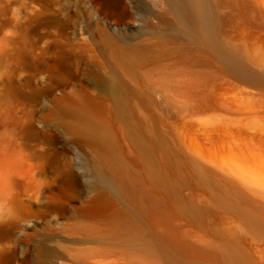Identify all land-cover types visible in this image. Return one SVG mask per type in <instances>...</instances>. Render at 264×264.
<instances>
[{"label": "rangeland", "instance_id": "rangeland-1", "mask_svg": "<svg viewBox=\"0 0 264 264\" xmlns=\"http://www.w3.org/2000/svg\"><path fill=\"white\" fill-rule=\"evenodd\" d=\"M216 14L243 71L167 0H0V264H264V0ZM95 163L137 198L91 211Z\"/></svg>", "mask_w": 264, "mask_h": 264}, {"label": "bare ground", "instance_id": "bare-ground-1", "mask_svg": "<svg viewBox=\"0 0 264 264\" xmlns=\"http://www.w3.org/2000/svg\"><path fill=\"white\" fill-rule=\"evenodd\" d=\"M170 4L172 14L190 32L205 44H215L224 51V61L229 67L243 71L244 60L236 48L224 41L218 31V19L216 14V0H167ZM187 18L191 24H188ZM231 68V69H232ZM109 95L116 101L119 110H124L123 88L115 79L107 87ZM72 111L83 123L90 128L84 133L97 141L101 150H106V127L101 120L104 104L101 100H94L90 97H79L74 99ZM114 159H112L113 161ZM96 178L94 186L97 188L89 209L100 213L106 211V203L109 198L119 197L129 205L137 193L128 190L114 170L104 168L97 163L94 164ZM130 194V195H129ZM129 195V197L127 196ZM148 246L151 243H147ZM225 259L229 264H245L244 258L237 252H229ZM167 264H187L182 262L178 256H167Z\"/></svg>", "mask_w": 264, "mask_h": 264}]
</instances>
